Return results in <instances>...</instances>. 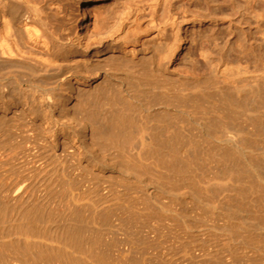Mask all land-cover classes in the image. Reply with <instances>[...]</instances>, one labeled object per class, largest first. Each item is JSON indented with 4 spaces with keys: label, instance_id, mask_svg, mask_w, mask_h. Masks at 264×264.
<instances>
[{
    "label": "rangeland",
    "instance_id": "obj_1",
    "mask_svg": "<svg viewBox=\"0 0 264 264\" xmlns=\"http://www.w3.org/2000/svg\"><path fill=\"white\" fill-rule=\"evenodd\" d=\"M62 1L93 39L76 21L90 1ZM124 1L100 0L98 17L116 5L123 13ZM251 4L252 27L264 32V0ZM78 90L75 106L92 103ZM138 98L142 109L108 110L118 96L102 110L50 114L82 121L66 130L81 151L66 137L55 148L60 128L15 127L28 116L1 114L0 264H264V110L240 108L247 127L174 98L172 113ZM224 131L238 134L243 157Z\"/></svg>",
    "mask_w": 264,
    "mask_h": 264
},
{
    "label": "bare ground",
    "instance_id": "obj_2",
    "mask_svg": "<svg viewBox=\"0 0 264 264\" xmlns=\"http://www.w3.org/2000/svg\"><path fill=\"white\" fill-rule=\"evenodd\" d=\"M89 1L76 16L93 36L87 41L64 17L62 0H0V123L6 125L1 114L22 112L28 120L15 114V127L60 128L55 148L66 137L80 150L66 130L82 121L58 120L55 112L102 110L103 99L121 96L122 103L108 110L142 109L141 97L162 102L155 106L169 113L174 98L217 123L249 127L251 119H243L240 108L253 102L264 110V35L251 22L258 18L251 4L256 0H125L123 13L113 3L103 19L97 15L100 0ZM218 83L223 89H215ZM79 88L92 103L75 106ZM42 112L52 117L41 118ZM237 135L223 138L243 157Z\"/></svg>",
    "mask_w": 264,
    "mask_h": 264
}]
</instances>
